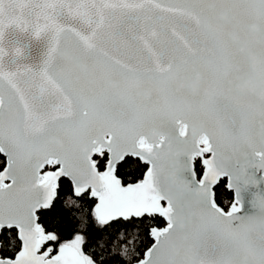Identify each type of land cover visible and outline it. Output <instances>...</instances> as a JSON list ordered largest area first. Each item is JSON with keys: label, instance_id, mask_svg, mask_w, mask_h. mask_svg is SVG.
<instances>
[{"label": "snow or ice", "instance_id": "1", "mask_svg": "<svg viewBox=\"0 0 264 264\" xmlns=\"http://www.w3.org/2000/svg\"><path fill=\"white\" fill-rule=\"evenodd\" d=\"M0 264H264V0H0Z\"/></svg>", "mask_w": 264, "mask_h": 264}]
</instances>
